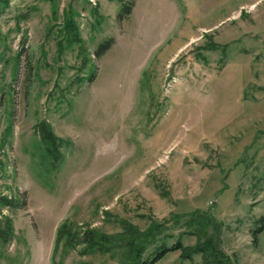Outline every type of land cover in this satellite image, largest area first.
<instances>
[{
	"label": "rangeland",
	"instance_id": "1",
	"mask_svg": "<svg viewBox=\"0 0 264 264\" xmlns=\"http://www.w3.org/2000/svg\"><path fill=\"white\" fill-rule=\"evenodd\" d=\"M121 9L0 0V195L14 203L0 208L13 228L0 264H121L62 247L65 221L112 251L155 221L159 243L217 235L228 264H264V0H134L122 21ZM180 255L157 264H204Z\"/></svg>",
	"mask_w": 264,
	"mask_h": 264
},
{
	"label": "trees",
	"instance_id": "2",
	"mask_svg": "<svg viewBox=\"0 0 264 264\" xmlns=\"http://www.w3.org/2000/svg\"><path fill=\"white\" fill-rule=\"evenodd\" d=\"M120 2L122 3V9L119 15V20L122 21L131 15L134 7V0L128 2L120 0ZM70 27L71 31L77 29L76 26L71 24ZM112 42L113 39H110L101 44L95 55L99 58L102 57L112 47ZM41 125L43 132H45L46 139L49 140V145L53 146V151H51L50 148L49 150L55 155V151L57 150L55 149L57 138L53 135L47 123H42ZM12 204H14L12 199L0 195V208ZM199 218L201 219L199 224H203L206 216L200 215ZM153 222L154 226H150L146 231H141L137 229L136 226L131 225L126 232L119 236L120 238L116 241L115 247L112 248L114 251L109 250V247L107 249L103 247L106 244L109 246V243L112 241L109 236L103 234L100 236L99 241L97 234L93 230H89L79 239L73 231L72 226L68 225L66 221L59 228L58 234L59 239L61 236L67 238L62 246L64 248L76 249L79 245H83L85 248L83 250L81 249V251L79 250L81 255L93 254L95 253L94 251H101L103 254L106 253L116 255L117 257L120 256L119 259L121 264H157L169 253L176 251L181 252L180 256L183 260H189L192 262L195 255H202L204 257V264H228V257H225L226 255L222 252V248L220 249V236H207L205 241H199L192 246H186L182 241H178L173 245H168L166 243H159L162 240L163 224H155V221ZM261 223L262 225L260 228L254 233L256 242L258 241L257 238L259 233L264 230V217L262 218ZM12 229V220L10 218L5 219L4 227H0V239L3 240V243L9 241V238L13 233ZM100 244L103 245L101 246ZM152 246H155V249L148 255V257H145V254ZM60 247V242H58L55 245V252L59 250ZM119 251H123V254L121 252L119 253ZM80 264L91 263L81 262Z\"/></svg>",
	"mask_w": 264,
	"mask_h": 264
}]
</instances>
